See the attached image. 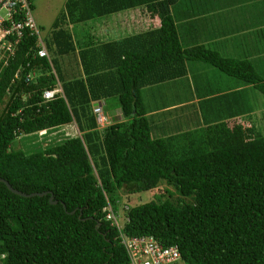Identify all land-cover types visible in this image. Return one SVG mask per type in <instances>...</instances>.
Here are the masks:
<instances>
[{
    "label": "trees",
    "instance_id": "trees-1",
    "mask_svg": "<svg viewBox=\"0 0 264 264\" xmlns=\"http://www.w3.org/2000/svg\"><path fill=\"white\" fill-rule=\"evenodd\" d=\"M208 1L68 0L43 35L50 57L37 56L36 35L25 34L8 62L0 60V177L57 200L0 181V264H129L122 236L176 246L188 264H264V112L260 119L241 106L183 128L166 117L177 108L156 117L143 95L199 61L251 85L264 103V0H213L219 22L250 20L209 30L251 29L257 54L244 58L184 35L174 8L199 16ZM137 8L159 24L104 40L79 38L73 28ZM100 100L125 119L99 128ZM143 191L152 197L133 202ZM110 207L120 226L107 218Z\"/></svg>",
    "mask_w": 264,
    "mask_h": 264
},
{
    "label": "crops",
    "instance_id": "crops-1",
    "mask_svg": "<svg viewBox=\"0 0 264 264\" xmlns=\"http://www.w3.org/2000/svg\"><path fill=\"white\" fill-rule=\"evenodd\" d=\"M207 5H209V7L212 8H210L209 12H206L205 14L199 16H198L199 11H194L196 14L190 15L184 11H181L182 8L180 7L174 8V14L176 18H178L177 21L182 22L181 24H184V25H180V27L183 26V29L182 28L181 29L183 30L184 35L188 39L193 40V44L204 43L206 46H212L217 48L223 55H230L228 54V51H230L228 50V48L232 47L231 43L233 42L234 44L236 39L241 35V33L242 34L244 32L249 33L250 29L248 30L246 28L238 27L237 29L234 30L231 29L230 32H226L225 35L223 33L219 35V33L213 31L211 34H209L210 33L209 30L213 28L212 26L218 24L221 25V29H224L226 28L227 25L225 19H222L223 17H221L222 20L221 22H219L220 17L216 16L217 1H213V0L208 1ZM234 6H235L234 3L227 4V9L231 8L228 11L229 13H231V10H233L232 7ZM134 11L136 10L130 9L123 12H119L117 14H113L111 15L112 17H102V18L100 17L99 19H92L86 23L73 26V28L78 31L79 38H84L93 35L95 37H99L101 40H104L109 37H114V38L119 37L122 35V33L126 31L139 32L150 28L152 25L159 24L157 18H156L157 20L156 19L153 20V18H150L151 23L149 26H146L144 23L141 24L139 15L133 14ZM116 16L118 17L116 18ZM186 16L188 17L186 19H183ZM200 18H204L203 20L205 22L204 26L196 25L197 21L200 20ZM126 20L128 22L129 21L131 22H129V24L127 25ZM226 20H229V18H226ZM104 21L106 22L109 21L112 24L114 23L116 24L115 25L116 27L113 29L110 28L106 29L108 28V26L102 23ZM121 22L124 23L121 24V26H119L118 23ZM206 26L208 27L207 30H205ZM198 27L200 29H198ZM100 29H105V30L100 31ZM43 35L44 33H42V36ZM250 35L251 33H249V37ZM251 38L253 40V43L255 42V40L257 41L256 36L253 35V37ZM191 62L195 63L197 61H189L187 63L188 72L186 76H184L182 79H178L176 81L167 80L162 84H158L155 86L153 85L143 89V95L145 101L146 103H148V105H150L149 106L150 111L148 113L149 114L152 113L153 115L156 114L155 116L158 117L162 113H165L167 111H173L174 109L177 108L176 112L173 113V116L166 115V117L180 118L181 119L180 121L183 123V128H187L188 125H190V123H194L197 121H199V123L203 125L207 119L210 120L209 116L211 114L208 113H231L233 110H239L237 113H240V107L243 106L241 104V101H239L238 98L235 96L234 102H230L227 99V94H228L227 91L229 90L222 87L224 85L225 87H227L231 81H228L229 79L223 81V79L227 77H224L222 75L221 80L217 79L214 76L213 78L211 77L210 79H207L206 83H203L204 79L206 78L191 73L192 69L199 70L195 66L192 67L191 69L190 67V64H192ZM193 87H195L196 93L192 91ZM238 89L239 88L235 90L239 91ZM189 94L190 96H187ZM238 94L240 95V93ZM100 101H102V103L104 104V110L106 112V115L109 117L111 124L125 119L119 108L109 106L106 100H100ZM198 108L200 109V112ZM242 113H250V112L247 109H245V111H243ZM115 118H119L118 119L119 121H116Z\"/></svg>",
    "mask_w": 264,
    "mask_h": 264
},
{
    "label": "built area",
    "instance_id": "built-area-1",
    "mask_svg": "<svg viewBox=\"0 0 264 264\" xmlns=\"http://www.w3.org/2000/svg\"><path fill=\"white\" fill-rule=\"evenodd\" d=\"M25 34L36 35V55L48 57V51L44 44L41 30L33 14L32 0H0V60L5 64L18 50V45ZM61 91L59 86L52 89H45L43 97L51 99L55 93ZM97 113V120L103 126L107 121L100 106L94 108ZM40 135L45 130L38 132ZM107 218L112 225L120 226L118 215L110 207ZM129 255V264H188L183 259L176 246H166L154 237H123Z\"/></svg>",
    "mask_w": 264,
    "mask_h": 264
},
{
    "label": "rangeland",
    "instance_id": "rangeland-1",
    "mask_svg": "<svg viewBox=\"0 0 264 264\" xmlns=\"http://www.w3.org/2000/svg\"><path fill=\"white\" fill-rule=\"evenodd\" d=\"M67 1L68 0H32V2H33V14H34L35 20H36L39 28L41 29V31L44 34L51 28L54 20L57 18L59 13L63 10ZM248 1L249 0H239V5H242V4L248 5ZM133 14L139 15V19H140L141 24L144 23L146 26L150 25L151 20H150L149 14L147 13V10L137 8L136 11L133 12ZM236 16H237V19H235V21L228 22L229 20H226V15H224V19H225L226 24L230 25L231 27L237 26L240 24L250 25V20H245L244 23H241L240 21H243L244 19H242V17L239 15H236ZM117 17L118 16H116V18ZM129 22H131V21H129ZM129 22L126 20L127 25L129 24ZM102 23L104 25L108 26V28H106V29H109V28L113 29L116 27L115 26L116 24H114V23L112 24L109 21H107V22L104 21ZM123 23L124 22L118 23V25L121 26V24H123ZM154 23H155V21H154ZM118 25H117V27H118ZM102 28H104V27H102ZM104 30L105 29H100V31H104ZM246 31H248V30H246ZM211 33L212 32H210L209 34H211ZM249 33H247V32H244L243 34L241 33V35L236 39L235 43L234 44H233V42L231 43L232 47L228 48V50H230V51L227 50L228 54H230V56L244 58V57H247V52L249 53V56L257 54L255 52V50H256L255 45L252 46L253 40L251 37H253V35L251 34L249 37ZM257 44L259 45L260 43H257ZM222 47H223V44H222ZM194 66L199 70L192 69V67H194ZM190 67L192 69L191 70L192 74L206 78V79H204L203 83H206L207 79H210L211 77L213 78L214 76L219 80L222 79V75L224 77H227V78L223 79V81L229 79L228 81H231V82L228 84L227 87H225V85L222 86L223 88L229 90V91H227L228 92L227 99L230 102H234L235 96H236L238 98V100L241 101V104L243 106H246V109L251 113V115L255 116V114H257L256 115L257 117H260V119L262 118V114H263L262 112H264V103L261 101V99H259L260 94H258L255 90H253V87L251 85H244L238 78H234L233 76L229 77L225 74H222V72L220 70H218L217 68H214L213 65L208 64L206 62H198L197 61L195 63L190 64ZM200 69H202V70H200ZM237 88H239L238 89L239 91L235 90ZM192 91L196 93L195 87H193ZM238 93H240V95ZM187 96H190V94ZM199 112H200V109H199ZM118 119L119 118H115L116 121H119ZM263 119L264 118H262V120ZM102 122L105 123L107 121L102 120ZM69 127H70V129H72V131H74V133L75 132L78 133V131H76V127L74 124H71ZM35 137L38 140H40L41 136L40 137L35 136ZM152 194L153 193L151 191H143L142 193H140V195H135V196H132L131 198H132L133 202L139 203V202L148 201L152 197ZM127 197H128V195L123 194V197H122V200H121L120 206H119L121 210H123L125 208V205H126L125 203H127L126 202Z\"/></svg>",
    "mask_w": 264,
    "mask_h": 264
},
{
    "label": "water",
    "instance_id": "water-1",
    "mask_svg": "<svg viewBox=\"0 0 264 264\" xmlns=\"http://www.w3.org/2000/svg\"><path fill=\"white\" fill-rule=\"evenodd\" d=\"M0 181L4 182V183L7 185V187H8L11 191H13L14 193H17V194H20V195H23V196H35V195L43 196V195H45V194L50 193V198H49L50 202H51V203H57V200L54 199V194H53V192H51V191H42V192H31V193H26V192H23V191H21V190L15 188V187H13V186L9 183V181H7L6 179H4V178H2V177H0Z\"/></svg>",
    "mask_w": 264,
    "mask_h": 264
},
{
    "label": "clouds",
    "instance_id": "clouds-1",
    "mask_svg": "<svg viewBox=\"0 0 264 264\" xmlns=\"http://www.w3.org/2000/svg\"><path fill=\"white\" fill-rule=\"evenodd\" d=\"M41 30V29H40ZM41 33H43L42 31H41ZM43 37V36H42ZM45 44V43H44ZM46 46V45H45ZM47 48V47H46ZM48 51V50H47ZM48 55H49V53H48ZM49 57H50V55H49ZM97 106H100L101 107V109H102V113L104 114V116L106 117V119H107V122H105L104 124H103V126H101V124L98 122V120H97V122H98V126H99V128H104L105 126H107V125H110L111 124V122H110V120H109V117L106 115V112H105V110H104V104L102 103V101H98V103L94 106V108L95 107H97ZM95 112V111H94ZM95 114H96V117H97V113L95 112ZM120 212V211H119ZM120 214H121V216L123 217V215H122V213L120 212Z\"/></svg>",
    "mask_w": 264,
    "mask_h": 264
}]
</instances>
